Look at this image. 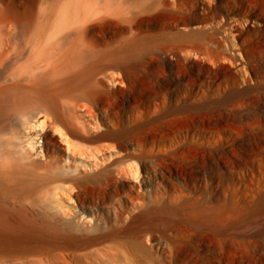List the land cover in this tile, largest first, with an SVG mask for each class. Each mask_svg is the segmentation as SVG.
Instances as JSON below:
<instances>
[{
  "label": "bare ground",
  "instance_id": "6f19581e",
  "mask_svg": "<svg viewBox=\"0 0 264 264\" xmlns=\"http://www.w3.org/2000/svg\"><path fill=\"white\" fill-rule=\"evenodd\" d=\"M211 1L0 0V264H227L235 192L264 208V158L248 163L264 145L251 109L264 98V25L246 48L223 21L230 0ZM247 2L264 21V0ZM223 62L244 84L231 107L215 104L222 81L208 94L191 75ZM202 111L198 127L230 126L248 157L224 161L195 127L162 145L174 118ZM175 170L185 183L171 190Z\"/></svg>",
  "mask_w": 264,
  "mask_h": 264
},
{
  "label": "rangeland",
  "instance_id": "374dc122",
  "mask_svg": "<svg viewBox=\"0 0 264 264\" xmlns=\"http://www.w3.org/2000/svg\"><path fill=\"white\" fill-rule=\"evenodd\" d=\"M210 3H214L215 4L216 0H213V2L211 1L209 3L206 2V5H208V6L209 5H213V4H210ZM219 8L222 11V13L224 14L223 21L225 23H227V24L235 25L234 29H233L234 30L233 31V35L235 36L234 37V41L237 40L236 39V35L238 33L237 27H239V29L242 30V32L244 31L243 32V37L244 38H242V44H244L243 46L246 47V48L251 43V41H252L251 39H257L258 37L259 38L262 37L260 34L258 35V33L260 32V29L264 25V21L262 19L254 18V17H252L250 15V13H251L250 11H251L252 7L249 4V2H247V0H230L226 5H221V6H219ZM246 17H249V20L246 21L245 20ZM235 27H236V30H235ZM228 36L231 39V36L230 35H228ZM262 38H264V37H262ZM226 48H224V50L227 51L228 54H229L230 51H232V52L235 51V53H237L236 52L237 51L236 47H231L230 48L229 45H228V47H226ZM172 62L174 63V59L172 60ZM222 64L223 65L220 66V67H214V66H211V65H208V64L207 65L206 64L201 65L200 68L198 67V70H200L199 73H198V70H193L192 71L193 73L191 75L192 76L194 75V78L197 77L200 80L202 79L203 88L206 91H208L207 92L208 94H209L210 91H212V89L214 90L216 88V86L218 84L217 83L218 81H220V82L222 81L223 83L225 82L224 84L221 82V84L224 85L226 87L225 90L228 91L227 93L224 92V95L226 97L224 98L223 95H221L220 97L216 95L215 97L216 98L219 97V98H217L219 100L216 99L217 101L215 102V104L220 101L219 104H217V105L220 106V103H221V105L223 103V104H226L227 106L231 107V106H233L232 104L235 105L234 101L237 102L238 98L235 97V95L231 96V97H227V95L228 96L232 95V92H235L236 90L241 89L242 87H244V84L242 82V79L240 78L241 76L237 72H235V66L234 65H232L230 63L227 64V63H224V62ZM224 65H225V67H224ZM206 67H207V69H205ZM211 67L213 69H211ZM227 67H229V69ZM180 70H181V72H184V71H182L183 69H178V71H180ZM207 72H209V74ZM213 72L215 73V75L213 74ZM231 72H234V73H231ZM167 73H168L167 75L171 76V77L174 75L173 72H171V74H170V72H167ZM232 74L233 75L235 74L234 76H236V78L234 76H232ZM209 75H211V76L214 75V76H212V78H211V76H209ZM224 75H227V78ZM208 77H209V79H208ZM231 78H233V79H231ZM207 80H209V81H207ZM231 80H232V82H231ZM231 84H233V85L231 86ZM210 86L212 88H210ZM215 97H212V98L210 97V99H209V96H207L208 99H206V105L209 106V107L212 105L210 107V109L211 108L213 109L215 107V104H213L214 100H215L214 99ZM230 98H231V100H229ZM210 100L213 101V103H211V102L207 103V101H210ZM227 100H228V104L230 103L229 105L227 104ZM259 101H261V102H259ZM259 101H258L259 105L257 104L256 106H254V108H251V109L254 110V112H256L257 114H259L260 116H262L264 118V102H263L264 98H260ZM153 102H154L153 99L152 100H148L146 102V104L151 106L153 104ZM243 111L244 112H242V114L246 115L248 113V110H243ZM223 114H225V111H224V113L222 112V115H221L222 117L221 118L226 116V115H223ZM234 114L238 115L237 112H234ZM190 115H193V116H190ZM190 115H189V117L186 116V118H184L185 116L174 118V120H173L174 123L172 125V130H170V132H172L173 135L169 136V137H171V139L169 137H167L164 140V142L162 143V145H165L166 147L167 146L169 147L175 141L179 142L180 140L182 141V139L184 140V135L187 134V131L190 130V127H195V130H194L195 131V141L196 140L203 141V140H207V139L212 140V139H217V138L220 140L221 146L225 150V153H229L228 154V159L226 158V159H224V161H228L229 158H230L231 161H235L237 155L248 157V155L246 153L241 152L238 149V147H236L235 143L230 140L231 139L230 137H232L233 132H234V131L231 132L232 128H230V126L228 127V125H225L224 127L221 128V130H219L217 132H213V133L212 132H207L206 130H203V129L198 127L199 121L201 122L202 120L207 119L206 118L207 117L206 116V112L205 113L203 111L202 112H197V113L193 112ZM212 117H210V118H212ZM224 118H226V117H224ZM226 126H227V128H226ZM248 131H251V130L248 129ZM189 132L191 133L192 131L190 130ZM174 135H175V137H174ZM171 141H172V143H171ZM261 146L262 147L259 148V150H260L259 154H255L252 157V159L248 160L249 165L252 168H254V169L259 167V162H261L262 158H264V145H261ZM184 149L186 150V147ZM187 150H188V148H187ZM198 150L199 149H197L195 152H197ZM231 153H233L235 155L234 158L231 157V155H230ZM198 154L201 155V150L198 151ZM181 163H182V166L186 165L185 164L186 161L185 162H181ZM176 166H174V167H176ZM175 171H174L173 178L167 182V185L170 187L171 190L178 189L179 187L183 186L184 183H185L184 178L182 176H179L177 171H176L177 175H175L176 174ZM235 193L237 194L236 195L237 198H235L236 203L238 204V207L240 209H242V212L239 213L240 215L238 214L236 216V218H235L236 219V221H235L236 222V228L235 229H236V231L238 233L236 238L239 239V240H237L238 242L236 241V243L234 245H232V246L231 245L230 246L227 245L228 246L227 247L226 245H224L225 247L224 246H223L224 248L222 247V249H223L222 252L226 256V259H228L227 258L228 256H229V258H231V259L226 260L227 264H260L261 262H264V233H263L264 232V208L262 210H258V211L257 210L252 211L251 209H246L247 194L244 193V192L243 193L242 192L241 193L240 192L239 193L235 192ZM233 199L234 198H231V191H227L226 202H227L228 206H230L232 204V202H233L232 200ZM65 204H68L69 206H71V208L75 207V204H73L72 202H69V203L66 202ZM239 233H240V235H239ZM244 233H246V234H244ZM258 233H259V235H258ZM247 234L249 235L248 237H247ZM250 235H251V237H250ZM258 236H260V237L258 238ZM260 238H262V239H260ZM246 239L247 240L251 239V241H253L255 244L256 243L258 244V242H259V246L261 245L260 246L261 248L258 249L257 255L255 257L253 256L252 248H251V246H248V242L246 241ZM261 242H263V243H261ZM212 246H214V245L212 244ZM229 260H231V261L229 262ZM223 264H225V262Z\"/></svg>",
  "mask_w": 264,
  "mask_h": 264
}]
</instances>
